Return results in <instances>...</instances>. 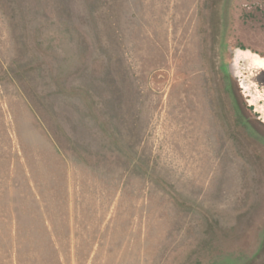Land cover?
Returning <instances> with one entry per match:
<instances>
[{"label": "rangeland", "instance_id": "1", "mask_svg": "<svg viewBox=\"0 0 264 264\" xmlns=\"http://www.w3.org/2000/svg\"><path fill=\"white\" fill-rule=\"evenodd\" d=\"M243 53L264 0H0V264H264Z\"/></svg>", "mask_w": 264, "mask_h": 264}, {"label": "flooded vegetation", "instance_id": "2", "mask_svg": "<svg viewBox=\"0 0 264 264\" xmlns=\"http://www.w3.org/2000/svg\"><path fill=\"white\" fill-rule=\"evenodd\" d=\"M241 55V57H243L245 60H247V58H246V56L244 55V53L243 54H240ZM258 58V57H257ZM259 59V62H256L255 60H251V59H249V65L251 66V67H253V68H255V69H257V70H259V71H261V72H263L264 73V60L263 59H261V58H258ZM261 60V61H260ZM255 63V64H254ZM244 86V89L245 90H247L248 92H250V86H248V84L245 82V81H243L242 82V84H241V86ZM257 95H259V92H257ZM259 97H261V96H259ZM254 101H256V97H254V95H253V98H252V102H254Z\"/></svg>", "mask_w": 264, "mask_h": 264}, {"label": "bare ground", "instance_id": "3", "mask_svg": "<svg viewBox=\"0 0 264 264\" xmlns=\"http://www.w3.org/2000/svg\"><path fill=\"white\" fill-rule=\"evenodd\" d=\"M244 55L246 56L247 60L249 61V59L251 60H255L256 62H259V59L255 56L250 55L249 53H244ZM261 61V60H260ZM250 62V61H249ZM255 64V63H254ZM249 86V84H248ZM242 88L244 89V86L242 85ZM247 91V90H246ZM248 92V91H247Z\"/></svg>", "mask_w": 264, "mask_h": 264}]
</instances>
